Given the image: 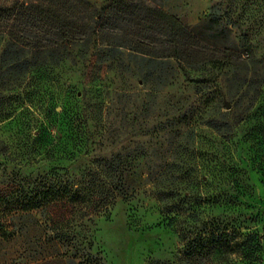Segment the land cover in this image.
Listing matches in <instances>:
<instances>
[{
	"label": "rangeland",
	"instance_id": "obj_1",
	"mask_svg": "<svg viewBox=\"0 0 264 264\" xmlns=\"http://www.w3.org/2000/svg\"><path fill=\"white\" fill-rule=\"evenodd\" d=\"M156 2L190 27L216 16L219 23L204 24L221 32L214 45L243 62L184 70L171 60L150 79L144 63L126 73L123 57L91 80L74 49L73 59L40 79L1 85L0 189L8 193L0 197V264H187L185 216L177 225L160 222L151 182L101 209V157L111 153L146 165L178 162L201 217L257 232V264H264V0ZM56 182L67 185L73 208L60 237L26 207ZM189 206L177 205L184 215Z\"/></svg>",
	"mask_w": 264,
	"mask_h": 264
},
{
	"label": "trees",
	"instance_id": "obj_2",
	"mask_svg": "<svg viewBox=\"0 0 264 264\" xmlns=\"http://www.w3.org/2000/svg\"><path fill=\"white\" fill-rule=\"evenodd\" d=\"M206 23L219 20L211 14L202 24L190 27L156 0H110L101 6L89 0H0V86L20 78L40 79L55 66L73 59L74 49L80 57H86L85 76L91 80L100 79L123 57L128 60L123 68L126 73L135 74L136 64L144 63L145 70L140 71L150 79L158 77L156 66L171 60L184 70L206 63L241 64L240 54L214 45L213 39L221 32L213 25L204 27ZM140 150L138 154L147 153L144 148ZM101 170L107 174L101 182L104 211L116 198H126L144 182H151L154 197L161 204L160 222L177 225L185 216L186 230L179 236L187 240V264H257V251H261L257 232L244 233L220 218L201 217L199 203L193 200L190 182L181 176L178 162L146 165L127 162L120 153H111L109 158L101 157ZM66 191L63 183L44 184L26 202L29 210H39L47 219L49 228L56 232L54 237L62 235L67 213L73 211ZM7 193L8 187L0 189V197ZM175 202L190 205L186 215ZM93 209L89 206L90 211Z\"/></svg>",
	"mask_w": 264,
	"mask_h": 264
},
{
	"label": "crops",
	"instance_id": "obj_3",
	"mask_svg": "<svg viewBox=\"0 0 264 264\" xmlns=\"http://www.w3.org/2000/svg\"><path fill=\"white\" fill-rule=\"evenodd\" d=\"M31 264H42L40 261H37L35 263H31Z\"/></svg>",
	"mask_w": 264,
	"mask_h": 264
}]
</instances>
